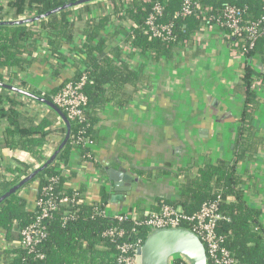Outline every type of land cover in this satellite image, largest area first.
I'll return each mask as SVG.
<instances>
[{
  "label": "trees",
  "instance_id": "16d2710c",
  "mask_svg": "<svg viewBox=\"0 0 264 264\" xmlns=\"http://www.w3.org/2000/svg\"><path fill=\"white\" fill-rule=\"evenodd\" d=\"M77 1L16 0L10 8L17 19L26 9L42 15ZM110 1L114 3V12L101 16L90 15L85 22L80 45L75 44L76 21L84 19V14L91 10L93 3L64 10L34 24L0 26L1 83L17 85L41 95L42 92L29 89L23 77L34 64L41 63L55 80L51 90L45 91V98L52 101V96L65 84L78 81L83 73L88 75L89 83L84 87L89 101L87 124L71 123V137L82 131L95 141L97 112L110 103L120 107L127 105L136 93V89L130 88L147 82L143 66L132 69V58H151L154 61L169 58L174 47L190 42L193 35L204 26L215 25L222 20V12L226 7L237 6L242 9L244 21L248 23L261 18L264 5V0H127L126 6L123 0ZM185 1L194 5V14L174 19ZM157 4L164 8L159 22L174 23V41L154 39L145 33L146 22ZM127 21L132 23L130 28L123 24ZM230 40L235 39L231 36ZM45 43L49 55L42 57L40 50ZM127 47L136 49V53L129 52ZM255 59L264 65V34L259 37L255 47L244 55V74L236 87V91L244 95V104L235 134L234 159H221L216 163L209 161L195 175L187 176L180 186L179 201L159 200L160 207L171 204L181 207L187 214H194L204 203L215 201L221 196L220 212L225 219L220 221L218 232L224 237L226 247L242 264H264V232L260 227L262 212L245 201L246 183L238 172L239 163L256 159L264 150V139L256 126L261 103L254 88L257 80L264 83V73L254 67ZM19 97L20 94L0 88V126L6 123V128H2L5 142L9 148H20L29 153L37 165H43L47 162L44 148L54 120L49 114L39 123H36L35 117L26 118L22 115L23 105L17 100ZM73 148L70 138L56 160L36 177L39 193L49 185L50 177L59 176L60 184L56 189L57 193L62 194L59 198H71L76 194L66 186L67 179L60 172L61 167L69 164ZM78 149L80 157L87 153L86 149ZM8 171L15 179L0 183V197L28 176L31 167L19 161L16 168H8ZM110 200V194L103 191L99 208L107 207ZM26 204L27 200L19 192L4 201L0 206V229L9 234L16 227L24 228L32 224L35 211H27ZM140 218H144V215ZM47 224L48 237L37 251L45 255L43 260L37 259L35 254H28L26 250L14 248L4 253L5 264H117L114 258L117 244L104 236L107 229L118 226L125 230L126 235L119 240L120 243L134 244L145 240L149 234L147 228L136 226L132 221L118 223L99 216L94 205L84 203H61Z\"/></svg>",
  "mask_w": 264,
  "mask_h": 264
},
{
  "label": "crops",
  "instance_id": "0c3cea01",
  "mask_svg": "<svg viewBox=\"0 0 264 264\" xmlns=\"http://www.w3.org/2000/svg\"><path fill=\"white\" fill-rule=\"evenodd\" d=\"M97 3L93 2L82 21H76V45H80L90 15L114 12L112 1ZM123 4L126 6L128 1L123 0ZM113 19L116 21L114 16ZM123 24L132 26L130 21ZM40 54L47 55L46 43L42 44ZM132 59V69L143 66L147 82L130 88L136 89V93L127 105L110 103L97 112L93 161H84L73 148L65 178L68 188L83 193L85 205L100 204L104 191L111 196L109 215L130 213L140 218L158 211L159 200L179 201L181 184L205 163L234 159L235 134L244 104V95L236 87L246 62L238 55L234 40L216 24L204 26L190 42L174 47L169 58ZM253 63L264 73L259 59ZM23 77L27 87L37 92L51 90L55 82L41 63L34 64ZM254 88L261 103L256 126L264 139V83L257 80ZM27 98L21 95L17 99L23 105L22 115L35 117L36 123L48 114L54 120L44 148L48 161L64 140L66 128L56 112ZM2 128H6L5 122L0 126L1 184L15 179L8 168H16L19 161L30 165V173L42 166L20 148H9ZM109 172L119 183V193L114 192ZM238 172L246 183L245 201L262 212L260 227L264 232V150L256 159L239 163ZM39 190L36 178L19 191L27 200V211L36 210ZM18 241L17 227L9 234L0 229L1 258L6 259L4 253Z\"/></svg>",
  "mask_w": 264,
  "mask_h": 264
},
{
  "label": "built area",
  "instance_id": "2783aa9c",
  "mask_svg": "<svg viewBox=\"0 0 264 264\" xmlns=\"http://www.w3.org/2000/svg\"><path fill=\"white\" fill-rule=\"evenodd\" d=\"M16 0H0V21H14L29 19L37 16L35 11L26 9L25 13L14 18L13 11L10 6ZM164 8L157 4L153 7L146 26L145 32L149 37L160 39L162 41H174V23L169 22L162 24L159 17L162 16ZM194 14V5L190 1H185L181 9L175 14L174 19L185 18ZM216 25L222 27L229 37H234V44L238 55L244 58V55L251 51L259 39L264 34V5L262 8V16L258 21L245 22L243 11L237 6H228L222 12V20ZM130 28V25H126ZM211 26V25H208ZM131 53H136V49L127 47ZM47 47V55H49ZM89 83L86 73H83L78 81H72L65 84L55 95L52 96V102L61 109L71 123L87 124L86 111L88 107V97L84 92V87ZM41 96L45 97V91ZM87 127V126H86ZM72 146L83 148L87 153L82 159L93 160L92 147L95 141L85 132H78L71 137ZM61 174L65 177L66 167L60 168ZM60 184L59 176L49 178V185L42 188L39 197L36 200V210L34 222L24 228L17 227L19 241L16 245H10V249L21 248L26 250L28 254H35L36 258L43 260L45 255L37 252L40 245L48 237V221L52 219L54 212L60 208L63 202H71L74 204L84 203L83 193L76 194L69 198L63 196L59 198L61 193H57L56 189ZM221 196L215 201L206 202L201 209L194 214H187L181 207L171 204H163L158 211L146 213L144 218H139L136 214L116 213L109 215L107 207L100 209L99 204H95V209L99 216L110 218L118 223L132 221L136 226H143L149 230L153 229H174L187 228L191 230L204 244L208 264H242L234 256V254L226 247L225 239L218 232L220 221L224 220V216L220 212ZM67 220V218H66ZM126 235L124 229L120 227H112L107 229L104 236L111 243L117 244V253L114 255L117 264H136L137 251L142 247L144 240H139L134 244L127 242L120 243ZM0 264H5V259L0 257ZM174 264H187L181 258H176Z\"/></svg>",
  "mask_w": 264,
  "mask_h": 264
},
{
  "label": "water",
  "instance_id": "95a60500",
  "mask_svg": "<svg viewBox=\"0 0 264 264\" xmlns=\"http://www.w3.org/2000/svg\"><path fill=\"white\" fill-rule=\"evenodd\" d=\"M99 0H79L74 3H69L65 6L54 9L48 13L37 15L29 19L14 20V21H0V26H15V25H29L47 19L48 17L60 13L64 10L80 7L84 4H90ZM0 88L6 89L11 92L20 94L22 96L31 98L38 101L54 112L57 113L66 128V135L58 149L52 157L43 164L40 168L36 169L28 176L23 178L19 183L9 189L5 194L0 197V206L11 196L17 194L28 183L35 180L36 177L47 169L57 158L60 152L68 144L71 138V122L68 120L64 112L59 109L52 101H49L41 95H36L7 83L0 82ZM234 148V147H233ZM110 178L114 184V192L119 193L122 191L119 188V183L109 172ZM117 196H113V200ZM176 258H181L187 264H208L206 250L201 240L191 230L187 228H174V229H153L145 238L142 247L137 251L136 264H174Z\"/></svg>",
  "mask_w": 264,
  "mask_h": 264
}]
</instances>
